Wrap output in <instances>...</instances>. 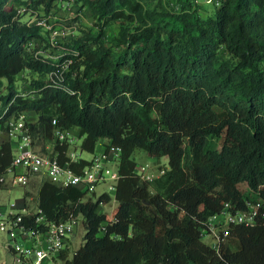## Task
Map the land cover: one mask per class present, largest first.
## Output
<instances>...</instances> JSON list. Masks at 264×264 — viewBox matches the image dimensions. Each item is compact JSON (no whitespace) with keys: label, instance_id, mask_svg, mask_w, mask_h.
I'll use <instances>...</instances> for the list:
<instances>
[{"label":"trees","instance_id":"obj_1","mask_svg":"<svg viewBox=\"0 0 264 264\" xmlns=\"http://www.w3.org/2000/svg\"><path fill=\"white\" fill-rule=\"evenodd\" d=\"M60 1L0 0V83L9 88L0 113L8 102L25 111L38 142L54 127L77 128L83 149L100 138L121 149L112 217L98 209L109 193L84 200L79 186L40 182L48 219L84 223L83 242L70 258L59 253L62 264H264V0H213L205 15L197 0H75L93 24L80 25L59 58L33 54L49 31L17 9L41 18ZM24 70L28 93L13 86ZM52 70L61 75L49 78ZM56 146L63 160L66 144ZM135 148L165 156L164 172L142 180ZM11 156L0 135V173ZM245 199L260 202L256 223L233 225L217 253L202 240V220Z\"/></svg>","mask_w":264,"mask_h":264},{"label":"built area","instance_id":"obj_2","mask_svg":"<svg viewBox=\"0 0 264 264\" xmlns=\"http://www.w3.org/2000/svg\"><path fill=\"white\" fill-rule=\"evenodd\" d=\"M17 10L21 11L23 8ZM35 21L48 29L51 45H55L59 37L73 36L76 29L74 25H54L47 17L37 18ZM63 53L54 54L51 58L57 59ZM70 61L71 59L67 58L63 66L66 67ZM60 75L61 71L58 73L52 70L48 73L51 79ZM9 107L10 102L1 109V115L8 114L3 124L0 123V133L10 140L12 156L10 163L0 173V189L10 191L12 187L20 186L22 195L7 206L0 203V246L11 256L8 264H43L47 259L58 257L63 249H68L78 216L71 215L61 220L48 219L38 204L37 193L36 196L30 193V185L35 184L38 187L42 179L48 178L61 186H79L84 190L85 196L88 193L94 194L98 183H107L109 180L112 182L108 183V187L114 191L118 171L111 169L108 163L118 164L121 149L119 146L105 143L101 149L93 151L90 158L84 157L81 153L82 147L70 148L76 142L78 131H75V128L59 127H54L50 140L40 144L30 130L26 112L9 111ZM52 123H56V119H53ZM63 143L66 144V150L62 160L56 145ZM81 158H85L88 163L81 166L77 164ZM165 168L164 164L153 168L152 164L146 162L137 164L135 172L142 180L151 181L162 174ZM36 177L39 180L35 183ZM102 193L108 192H99ZM259 207L258 200L245 199V206L242 208L232 207L229 201H225L219 210L202 220L201 233L211 236V245L219 253L220 245L233 225L256 223ZM116 220L117 218L113 217L112 220L105 221L101 229L105 230L106 223Z\"/></svg>","mask_w":264,"mask_h":264},{"label":"rangeland","instance_id":"obj_3","mask_svg":"<svg viewBox=\"0 0 264 264\" xmlns=\"http://www.w3.org/2000/svg\"><path fill=\"white\" fill-rule=\"evenodd\" d=\"M197 4L199 6V12L201 15H205L207 13H211L214 11V1L213 0H197ZM17 13L21 16V19L24 21H27L28 23L34 21L35 19L38 18V15L34 12L33 8L29 7L27 10L23 9L21 11H17ZM44 17H47L50 19V22H52L54 25L61 26V27H68L71 25L75 26V34L78 33V27L80 25H89L93 24V17L91 16V13L88 8L82 7L80 8L79 3H77L75 0H64L58 2L51 12L47 15H44ZM119 28V23L117 21H114L110 24V27L107 30L108 37H111L114 35ZM42 33L45 35H48L47 31L42 29ZM72 37V36H71ZM70 38V37H68ZM68 38L64 37H59L57 40V43L55 45H51L46 41H42L40 45H36L33 43L32 47H36L34 49L35 52L33 54H39V53H44L46 56L51 58L54 54L57 53H63L64 49H66L65 42H67ZM47 43V47L46 44ZM45 44V45H44ZM29 72L27 70H24L20 72L15 81L13 82L14 88L18 89L21 92L28 93L29 92V86L28 83L30 81L29 77ZM9 90L7 86V80L5 78L1 79L0 83V92L2 93H7ZM76 131V129H75ZM0 135H4L3 133H0ZM83 139V135H78L76 142L74 145H71L70 148L77 147L80 149V145ZM44 143V141H40V144ZM105 144L104 138L98 139L96 142V145L94 147V152L101 149ZM93 151H89L86 149L82 148V156L90 158ZM132 156L134 157L135 161L137 164L141 163H150L152 164V167L155 168L158 164H164L168 165L167 159L165 156L161 157L158 159V161H155V158L151 155H149L145 150L141 148H135V150L132 153ZM109 167L111 169L117 170V162H109L108 163ZM39 180L38 177L35 178V183ZM112 181H107V183H98L96 186V192L93 193H88L83 197L84 200H86L89 197L96 198L97 195L99 194L100 191L105 190L106 192L109 193L111 196L110 200L107 202H103L102 204H99V211L104 212L107 217H112L113 210L117 206L118 202L114 198V191L111 190L108 187V183ZM244 184V182H242ZM30 193L32 195L36 196L37 193V185H30ZM22 195V187L20 186H15L12 187L10 191H7L5 188L0 189V203L5 204L6 206L8 205L9 202H11L14 199L20 198ZM77 222L74 224V229L73 233L71 234L70 240H69V246H68V257L70 258L80 244L83 242V234L85 232L84 229V223L82 221V216L78 215L77 217ZM202 240L208 244L213 243V239L211 238L210 235L204 234L202 236ZM11 256L10 254L4 249L3 247L0 246V262H3L4 264L10 263ZM62 259L61 258H50L47 259L43 264H62Z\"/></svg>","mask_w":264,"mask_h":264},{"label":"crops","instance_id":"obj_4","mask_svg":"<svg viewBox=\"0 0 264 264\" xmlns=\"http://www.w3.org/2000/svg\"><path fill=\"white\" fill-rule=\"evenodd\" d=\"M76 130H77V128H76ZM77 131H78V130H77ZM104 141L106 142V141H107V139H105V138H104ZM37 189H38V187H37Z\"/></svg>","mask_w":264,"mask_h":264}]
</instances>
